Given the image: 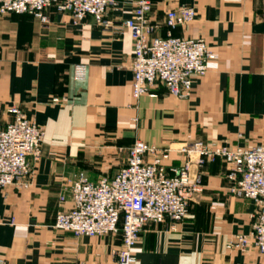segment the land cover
<instances>
[{"label": "crops", "instance_id": "1", "mask_svg": "<svg viewBox=\"0 0 264 264\" xmlns=\"http://www.w3.org/2000/svg\"><path fill=\"white\" fill-rule=\"evenodd\" d=\"M185 7L196 17L172 36L202 38L217 60L184 100L162 86L153 97L132 99L133 42L123 27L132 7L121 0L107 13L108 29L90 18L73 26L55 8L45 12L46 25L0 16V105L17 106L44 130L30 188L0 190V264H115L120 236L76 238L53 225L71 208L69 199L59 203L62 189L80 172L92 182L114 176L136 141L264 145V0H152L158 36L167 34L166 12ZM183 162L170 153L167 176ZM200 172L205 190L187 218L146 225L133 250L136 264H264L254 248L227 250L234 236L250 232L253 202L228 194L221 160Z\"/></svg>", "mask_w": 264, "mask_h": 264}, {"label": "built area", "instance_id": "2", "mask_svg": "<svg viewBox=\"0 0 264 264\" xmlns=\"http://www.w3.org/2000/svg\"><path fill=\"white\" fill-rule=\"evenodd\" d=\"M118 0H0V16L28 15L41 25L48 24L45 12L55 8L71 16L73 26L87 18L103 28H110L106 16ZM132 7L123 22L133 42L129 69L132 72L131 97H153L151 91L162 86L174 99H188L193 81L207 74L217 56L209 51L202 38L183 39L172 31L192 23L196 17L191 7L169 10L165 14V37L150 20L152 0H121ZM59 103V100H53ZM0 190H27L31 186L33 166L40 158L43 128L28 120L15 105L2 107L0 114ZM184 158L183 165L166 174L165 162L170 153ZM221 160L226 166L224 179L228 194L253 202L251 230L236 235L227 250L245 253L250 248L264 256V145L224 146L195 141L176 148H159L136 141L128 150L126 165L112 177L92 182L84 172L77 174L59 195L71 208L60 210L53 228L76 238L120 236L115 264H136L134 248L148 224L166 220L179 223L188 216L189 205L203 195L205 186L200 169Z\"/></svg>", "mask_w": 264, "mask_h": 264}]
</instances>
